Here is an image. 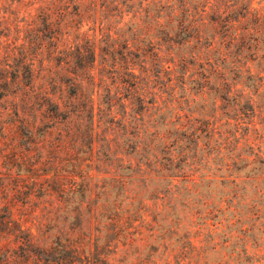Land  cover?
<instances>
[{
    "label": "rangeland",
    "instance_id": "rangeland-1",
    "mask_svg": "<svg viewBox=\"0 0 264 264\" xmlns=\"http://www.w3.org/2000/svg\"><path fill=\"white\" fill-rule=\"evenodd\" d=\"M10 1L0 264H264V0Z\"/></svg>",
    "mask_w": 264,
    "mask_h": 264
},
{
    "label": "trees",
    "instance_id": "trees-1",
    "mask_svg": "<svg viewBox=\"0 0 264 264\" xmlns=\"http://www.w3.org/2000/svg\"><path fill=\"white\" fill-rule=\"evenodd\" d=\"M22 3H23L22 0H11L10 4H8L7 7L4 9L5 10L4 15L10 14L11 16H15L16 15L15 14L16 13V10H15L16 4L20 6V5H23ZM75 11H76L75 16L80 17V14L78 13V8H75ZM62 17H65V15ZM5 18L6 17H4V19ZM43 20H44V23H43L44 25H53L52 22H49V20H50L49 17H44ZM75 21L76 20H73V22H75ZM4 23H5V25H10V18L1 21L0 25H4ZM36 24H37V21H32L30 25H36ZM77 25H79V22L77 23ZM34 31L35 30H33V34H34ZM37 31H39V30H37ZM16 32L18 33L17 35H19V30ZM1 37L7 38V43H5V46H3V47L5 48V54L8 55L6 57V59H8L13 55V53L17 49L16 43L19 40V37H17V39L14 41L9 42V40H10V29L7 27L4 30H0V38ZM34 38H36V36H33V38H31V42H30L31 46H32V44H35V42L33 41ZM50 39H53V36L50 37ZM56 39L58 40L59 38L57 37ZM1 47L2 46L0 45V48ZM24 54L22 55V53H21L22 57L20 58L19 63H18V65H16L15 69H12L11 66L9 65V63L6 65L8 68H11V70L4 72L6 74L5 76H4L3 72H2V74H0L3 77L2 80H4V78H6L8 74L11 75L12 83L16 82L18 80V78H20V75H22V77H24V79H26L28 81L31 80V78L33 77L34 71L32 70V64L31 63H28L27 65H22L25 63L27 57L29 56V54H27V55H24ZM78 57H79L80 62L84 61V58H83L81 52H79ZM0 86L4 87V90H6L9 87V83L7 81H4L2 84H0ZM55 110L58 111V109H55ZM53 116L56 120L65 121L67 119V115H63V113H59V111L55 112ZM4 220H6L5 216L0 217V238L2 235H5L7 231H10V227H11L10 222H8L9 220L6 223L4 222ZM4 223L7 224L9 226V228ZM3 225H4V228H3ZM40 253L45 254V252H40ZM47 254H48V251H47ZM58 261L63 262L64 260L59 259ZM73 263H74V261H73Z\"/></svg>",
    "mask_w": 264,
    "mask_h": 264
}]
</instances>
